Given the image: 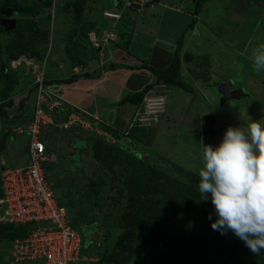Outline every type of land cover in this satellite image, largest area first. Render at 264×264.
Instances as JSON below:
<instances>
[{
	"label": "rangeland",
	"instance_id": "1",
	"mask_svg": "<svg viewBox=\"0 0 264 264\" xmlns=\"http://www.w3.org/2000/svg\"><path fill=\"white\" fill-rule=\"evenodd\" d=\"M29 1L14 0V4L10 7L8 1L0 0V11L7 7L23 9L22 4ZM92 1V4L86 2L85 7H82L90 10L92 6L93 19L88 13H84L80 4L76 3L71 7V13L64 21L62 18H54L55 14H53V27H50V18L44 16L46 12L44 8L40 9V15L33 16L31 23L20 31L14 29L4 31L0 26V31H4V34L0 35V89L3 86V90L7 89L10 93L0 100V115L5 113L11 117L21 114L17 107L18 101L26 100L24 104L30 105L34 96L30 89L31 70L29 68L27 70L21 62L15 67L10 66V61L19 56H24L37 64L44 63L48 82H61L72 76L77 77L72 83L57 84L62 85L64 89L52 91L58 95L64 92L75 93L78 101L74 107L67 108L65 120H69L71 115L77 113L84 116L91 114V117L84 119L85 124L81 126L72 123L70 129L64 130L59 123L56 128L52 126L53 129L45 133V136L49 133L47 142L52 151L48 160L56 164L46 169L48 171L52 169L49 171L48 182L53 195L55 194L58 200L67 198L71 201L72 211L69 208V212L72 214L77 212L76 202L87 191L86 178H92L95 185L99 183L97 181L99 176L103 180V185L96 195H93L94 200L91 197L89 199L82 197L80 201L79 212L91 242L84 247L83 260L78 264H117L120 263L122 256L126 259L124 264H155L160 256L167 255V251L175 253L177 244L183 241L193 243L195 236L200 237L202 242L209 239L216 246L227 243L234 234L229 231L222 235L213 229L212 221L216 216L210 199L202 202L201 211L195 213L187 211L185 215H180L172 221H168V215L162 212L163 205L159 203V199L167 197L168 201L175 202L178 195L186 199L190 187L198 186V183L193 182L192 177L198 175L202 166L203 148L199 134L203 129V115L209 114L214 117L215 135L210 140L212 147L219 144L228 127L244 126L250 119L264 123V72L259 74L254 72L249 59L251 49L259 43H264V15L260 14L257 6L251 4L252 0H233V2L205 0L193 25V31L187 30L188 33L181 35L182 26L191 22L192 17L186 18L187 14L169 16L170 20L161 24L160 15L168 11L163 8L153 10L156 11L151 24L154 32L139 33V29L138 31L135 29L137 34L128 47L126 44L122 51L118 48L123 53L122 60L137 61L142 64L144 61L147 64L145 67L155 68V65H159L157 67L163 68L173 59L176 42L181 35V45L177 50L179 76L180 80L189 86L190 91L171 85L159 86L157 89L165 94V112L163 115L160 113L162 116L157 117L159 113L149 114L151 111H147V108L146 114H141L143 109L142 112H138V109L133 110L131 107L124 110L121 114L123 124L116 127L117 125L113 123V112L123 108L120 99L137 91H119L120 97H117L116 93L113 98L112 90L107 93L102 88L97 90L95 86L89 87L90 79L94 77H82L83 73L91 75L94 67L90 65L98 64L102 57H105L98 53L96 48L90 46L87 33L97 29L98 33L113 31L116 32L117 37L123 36L117 22L94 19L97 16V4H94L95 0ZM163 1L167 3L168 9L169 5H178L182 0ZM185 1L187 3V0ZM192 1L193 5L196 0ZM102 4L105 7V2L102 1ZM192 5L191 10H193ZM146 6L141 7L139 14L145 11ZM51 12L52 7L48 14L50 15ZM261 20L262 24L259 25ZM157 27L159 30L156 29ZM154 38L155 44L153 43L152 46L161 49H154L155 54L150 61L147 60L151 49L149 45ZM160 58L163 60L161 61ZM154 59H159L163 64ZM1 65H4V69ZM124 69L131 70L132 67L128 64ZM99 76L100 74L97 77ZM85 83L89 85L86 86ZM153 85H161V83ZM241 88L249 94V97L240 95L239 99L231 100V94L237 96L238 93L235 91ZM159 105L161 102L156 104ZM136 114L137 117L146 119V125L141 127L144 130L136 133L140 136L139 141L131 139L126 133L130 117ZM192 132H196L197 135L193 133L196 139L193 138ZM75 138L83 140L87 148H90L94 141L96 145L99 144L104 153V166L101 167L94 160L92 152L88 149L80 152L79 167L73 165L72 154L77 152L73 146ZM13 139L8 136L1 140L4 150L0 152V166L5 165L6 169L23 165L17 157L11 158L13 153L11 148L12 145L18 147V143L23 145L25 141H17V136ZM177 147L181 149L178 150L180 151L178 157L173 153V151L177 152ZM120 148L124 153L153 164L147 195L136 201L137 211L133 214L129 213V206L125 204L121 194L120 182L124 176H121L120 171L116 172L115 170L119 169L114 166L116 150ZM183 170L189 171L190 175L183 174ZM187 187L188 190L185 192L184 189ZM120 218L125 221L126 228L131 227L124 236H122L123 229L117 222ZM77 229L85 237L81 225H77ZM127 232L131 233L127 234ZM136 241L141 243L134 249L133 244ZM113 247L118 252L114 255V261L110 263L105 260ZM7 254L8 252H3L0 245V264H10ZM167 258V262L173 260L172 257ZM248 259L252 260L251 257Z\"/></svg>",
	"mask_w": 264,
	"mask_h": 264
},
{
	"label": "trees",
	"instance_id": "2",
	"mask_svg": "<svg viewBox=\"0 0 264 264\" xmlns=\"http://www.w3.org/2000/svg\"><path fill=\"white\" fill-rule=\"evenodd\" d=\"M5 1H8L10 7L12 4H14V0H5ZM54 1H56V0H54ZM204 1L205 0H196V2H194V4L192 5L193 10H191V8H188L186 10L191 14L190 17H192V20L187 25L182 26V28H181L182 34L181 35H183L185 32H187V30L191 31V32L193 31L192 28H193V25L195 24V21H196L194 16L200 12L201 5ZM81 2L83 4V0H77V1L71 2L69 5L73 6L74 4L77 3V4H80L82 6ZM191 2H193V1L191 0ZM52 3H53V0H30L29 3L22 4L23 9H20L19 7H18L19 9L13 8L12 13L14 15H12V16L16 19L14 31L15 30L20 31L23 29L24 26L31 23V19L33 16L40 15V9L41 8H44L46 10V12H44L45 13L44 16L47 18H50V15L48 14V12H49V9H51V7H52ZM120 5H121L120 9L115 10V11H121V13L130 12L129 10H127L126 7L123 6V0L120 1ZM175 6H177V5H175ZM53 9L55 10V8H53ZM53 14H55V12ZM134 15H138V14L136 12H134ZM19 16H21V17L19 18ZM64 20L65 19H63L62 21H64ZM261 24H262V20L259 22V25H261ZM2 34H4V32L0 31V35H2ZM181 35H180L178 41L176 42L177 45L175 47L176 49H175V53L173 54V59L171 60V62L168 65L164 66L163 68H158V69L151 68V67H145L144 62H143L144 64H142V65L147 71H149L152 75H154L156 83H162L163 85L176 86L177 88H181L184 91H190L189 86L187 84H185L184 82H182L180 80V76H179V68H178L179 67V58L177 55V53H178L177 50H179L180 45H181V38H182ZM112 46L113 47L117 46V43H115ZM1 67L4 69V65H1ZM99 71H100V69L97 70L96 72H93L91 75L88 73H83L82 77H84V78L96 77ZM10 72H12V71H10ZM7 74L10 75L9 73H7ZM43 77H44V87L50 86L52 83H56V84L72 83L77 79L76 76H72V78H69V79L61 81V82H48V81H46L47 78H46V74H45V67H44ZM31 86L32 85H30V89H31V92H33L34 87L33 86L31 87ZM149 87L150 86L146 85L139 92H135L134 94L123 96L119 101L120 104L137 106L141 101L143 93ZM9 94H10L9 91L7 89L3 90V86H1L0 100ZM196 95H198V94L196 93ZM33 100H34V98H32L30 105L24 104L26 100L25 101H23V100L18 101L17 107H18L19 113L22 114L25 111H27L24 113L25 115L21 116V118H24L23 119L24 122H26L28 120L27 117L29 116V113H31V111L33 109ZM67 108H68L67 105L62 104L59 108L50 112L52 122L54 123L53 128H56V126L59 123L64 122L65 118H67V116H66L68 113ZM63 114L65 116H63ZM18 119H19V115H13L11 117H8L5 113L0 115V126H1V129H0V152L2 150H4L3 145H2V141H1L3 139V137H8V136H10V138L13 137L8 131H5V128L8 125H15L18 122ZM57 119H59V120H57ZM70 127L71 126H68V127L64 128V130L70 129ZM51 128H52V126H50L47 130H51ZM143 130H144L143 128H136V127L130 128L127 131V136L133 140L139 141L140 136H137L136 133L138 131H143ZM46 132H48V131H46ZM48 134L49 133H47L46 136L40 135L39 139H41V140L43 139L42 141H43L44 149H45L44 150L45 151L44 157L49 159L50 157H48V156L50 154L52 155V151L48 147V142H47ZM195 137H196V135H195ZM195 137L193 136L194 139L197 138V137L196 138ZM101 141L102 140H99V142H101ZM190 141H191V139H190ZM73 142H74L73 146H74L75 150L77 151L75 154H72V162H74L73 165L79 167L78 161H79L80 156H81L80 152L88 149V151L90 150L92 152L94 160L96 162H98V164L101 167L104 166V164H105V159L103 157L104 153L102 152L101 146L99 144L96 145L95 141H94V143H93L94 145L92 144L90 148H87L84 141L79 139V138L73 139ZM191 143H192V141H191ZM180 145H181V143H180ZM181 146H179V147L181 148ZM179 147H177V149H176L177 152L173 151L175 156L179 155L178 153L180 151H178V150H181ZM197 149H198V147H197ZM116 153L117 154L115 156L114 166H115V168H117L119 170H115V171L116 172L120 171L121 176H124L122 182H120L121 194L123 195L125 204H127L129 206V213L133 214L137 211V207L135 206V205H137L136 201L144 198L147 195V189L149 186L148 180H149L150 175H151L152 170H153V164L150 162H144L138 158H135L133 155H131L129 153H124L121 148L117 149ZM74 159L76 161H74ZM42 163H43L42 169H43L44 174H45V179H46V181H49V178H48L49 177V171L52 169H49V171L46 169L51 168L52 165L55 166L56 164L53 162H50V161L49 162L44 161ZM46 165L47 166L49 165V167H46ZM2 167H5V165L0 166V168H2ZM78 171H80V170L78 169ZM182 173L185 175L188 174V176L190 175L189 174L190 172L186 171V170L185 171L183 170ZM192 178H193V182L198 183V180H199L198 175L197 176L193 175ZM86 179H87V183H86L87 191L85 192V194L82 197L87 198V199H89V197H91L94 200L93 195H96V193L98 192V189H100V187L103 185V180L99 176L97 178V181H99V183L97 185H95L92 178H86ZM190 189H191L190 193H189V195H187L188 197L186 199L184 197L178 195L176 197L175 202L168 201L167 197H162V198L159 197L160 198L159 203L163 205L162 212H165V214L168 215V217H169L168 221H172L174 218H177L180 215H185V213H187V211H194V213H195V212H199L202 210V202L203 201H199L200 196H199V192H198V187L192 185L190 187ZM187 190H188V187L184 189L185 192ZM0 197H1V193H0ZM82 197H81V199L78 198V200L76 202L77 212L75 214H72L71 212H69V208H70V211H72L71 201L68 200L67 198L65 200H58V198L54 196V199L56 200L57 205L59 207L64 208L67 211V215L69 218V224L71 225V227L75 228L78 231V234L80 235V239H81L80 253L81 254L84 252V247L88 246V244H90V242H91V240L89 238V233L87 232V228H85L86 226H84V224L82 222L81 212H79L80 211L79 205H80V201H82ZM118 209H120V208H118ZM156 211H158V209ZM117 222L120 223L119 227L123 229L122 236H124L126 231L131 230L130 226L127 228H126V226H124L125 221L122 218H120ZM77 225H81V229H82V232L84 233L85 237H83L82 234L80 233V231L77 229ZM0 227H1L0 228V245H1L3 252L7 253V252H9V249L12 245V241L15 238H20V237L25 235L26 227L24 225L13 226V225H9V224L8 225L7 224H5V225L0 224ZM85 231H86V234H85ZM130 233L131 232H127V234H130ZM232 236H229L232 238L227 243H224L221 246H216V245L212 244V242H210L211 240L209 241V239L206 240L205 242H202V241H200V237L195 236L193 243L189 242V241H183L182 243L177 244L175 253L167 251V255L166 256H163V255L160 256L155 264H253L254 262H256L257 264H264V251H262L260 255H253L248 250V248L245 246L243 241L238 239L235 235H232ZM121 240H122V238H121ZM140 243H141L140 241H136L133 244L135 247L134 249L138 248ZM117 252L118 251H116L115 248L113 247L111 252H110V255L107 257V260H105V261L112 263L114 261V255H116ZM167 257H170V258L172 257L173 260L167 262V259H168ZM248 257H251L252 260L248 259ZM125 262H126V259H125V257L122 256L120 258V263L117 262V264H124ZM75 264H78V262H75Z\"/></svg>",
	"mask_w": 264,
	"mask_h": 264
},
{
	"label": "built area",
	"instance_id": "3",
	"mask_svg": "<svg viewBox=\"0 0 264 264\" xmlns=\"http://www.w3.org/2000/svg\"><path fill=\"white\" fill-rule=\"evenodd\" d=\"M148 0H123L127 10L139 13ZM106 18L117 19L118 15L103 12ZM92 46L105 45L114 39L111 33L101 32L96 36L93 32L87 34ZM19 62L31 70L34 87L33 109L27 121L17 122L7 126L8 131L26 139V162L24 165L6 169L0 168V223L13 226L24 225L26 233L15 238L9 250L10 264H75L83 260L80 255L81 239L78 231L71 227L67 211L57 205L51 185L45 179L42 162L49 161L44 157L43 139L47 129L54 126L50 112L59 108L61 102L44 87V63L21 56L10 61L15 67ZM144 111H151V99L144 98ZM71 115L68 123H84L81 113ZM133 122H146L145 118L137 117ZM87 117L89 114L86 115ZM66 125H63L65 127ZM1 129V126H0Z\"/></svg>",
	"mask_w": 264,
	"mask_h": 264
},
{
	"label": "clouds",
	"instance_id": "4",
	"mask_svg": "<svg viewBox=\"0 0 264 264\" xmlns=\"http://www.w3.org/2000/svg\"><path fill=\"white\" fill-rule=\"evenodd\" d=\"M150 2L151 0H148L147 4ZM129 11L134 13V11ZM103 12L117 14L118 18H106L103 16ZM53 13L54 9L52 3V12L49 19L50 27H53ZM99 14L100 18L103 20L117 22L121 18V11L107 9L101 10ZM12 15L13 13L11 14V18L15 19ZM2 19L3 16L0 17V20ZM89 32H93L96 36H99L103 31L98 33L96 29ZM106 33L113 34L114 39L108 44H99L97 47L92 46L87 37L90 46L96 48L98 53H100L103 48H109L117 43L118 37L116 33H113L112 31H106ZM249 59L254 72L257 74L264 72V43H259L251 49ZM25 68L28 70L29 67L25 65ZM54 84L56 83H52L51 85ZM153 84H156V80ZM153 84H147L150 87L143 93L140 103L137 106H134V109H138V112H142V109L144 110L143 99L149 98L151 99L150 102L153 106L150 107L151 112L149 114L153 115L159 113L157 117H160L165 112V94L157 88L165 85L162 83L161 85ZM151 85H153L152 88ZM45 89L54 95L55 97L53 98H57V100L61 102V105L65 104L68 107H74L63 100L56 92H52L54 90H52L50 86H45ZM141 89L139 91H141ZM32 93H34V91ZM158 102H161V105L156 106ZM156 109H158V111H154ZM160 113H162V115H160ZM77 114L73 115L78 116ZM134 116L135 115H132L129 119L127 126L128 130L135 127L141 128L146 125V122H133L132 119ZM86 117L87 116H84L83 118L80 117V119H85ZM88 117H91V114H89ZM72 123H68V120H65V122L61 123V126L63 127V125H66L63 127L66 128L71 126ZM76 124L81 126L85 123ZM10 134L13 137L17 136L12 133ZM24 143L26 144V142ZM24 148L26 153L25 145ZM198 176L199 180L197 187L200 196L199 201L210 199L214 208L216 219L212 221L213 229L219 231L222 235H225L230 231L238 239L244 242L245 246L253 255H260L261 252L264 251V123L260 120L250 119L244 126L226 128L221 141L215 147H212L211 145H203L202 166L199 170ZM209 218L211 219V217ZM80 255L82 256L81 253ZM7 259H9V252ZM20 264L36 263L23 262Z\"/></svg>",
	"mask_w": 264,
	"mask_h": 264
},
{
	"label": "crops",
	"instance_id": "5",
	"mask_svg": "<svg viewBox=\"0 0 264 264\" xmlns=\"http://www.w3.org/2000/svg\"><path fill=\"white\" fill-rule=\"evenodd\" d=\"M73 1H77V0H61V1L57 0L56 4H55V10H54L55 18H57V19L62 18V20L65 19L66 16L71 13L70 10L72 9L71 8L72 6L69 4ZM102 1L105 2V7L102 4ZM120 1L121 0H95L94 4H97V6H96L97 7L96 8L97 16L94 19L97 21H99L101 19L100 14H99V12L101 10H107V9L114 10V11L119 10L120 6H121ZM230 1L233 2V0H230ZM86 2H89L91 4L93 3L92 0H83L82 6L85 7ZM251 4H253L254 6H257L260 10V14L264 15V0H252ZM166 5H167V3L163 0H151V2L149 4H147L145 11L142 14L134 15L133 12L121 13V18H120V20L117 21V23L119 24L121 32L124 35L121 38L117 39V46H115V47L111 46L109 48H103L101 50V52H100L101 55H105L104 58L102 57L103 61L101 59V61L98 64L95 63V64L90 65V67H94L92 70L93 72H96L97 70L101 69L97 74V76L100 74L99 77L90 79L91 80V83H90L91 86H89L90 88L92 86H95V88L97 90L99 88H102L107 93H109V91L112 90L111 97L114 98V96H116V93H117V97H120L118 95L119 91L120 92L121 91L122 92L131 91V90L139 91L145 85L155 83L154 76L143 67L141 62H137V61L136 62H131V61L124 62L122 60L123 53L120 52L118 50V48H120V50L122 51V50H124V47L126 44L128 47L132 38L135 37V35L137 34L135 29L137 31L139 29V33L145 32V33L149 34V32H151V33L154 32L151 24L153 22V17H154L153 15H154V13H156V11H153V10H155L157 8H163V10H166L169 12V13L163 12L162 16L161 15H160V17L158 16L161 24H163L165 21L170 20V19H168L169 16H171V17H176L179 15L185 16V14H187L186 18H189L188 16H191V14L188 11H186L192 5V2H190L189 0H187V3L185 0H182L180 2V4H178L177 6L169 5L168 9H167ZM106 7H108V8H106ZM173 7L176 9H174ZM82 9L84 10V13H88L89 17H91L93 19V15H92L93 8H92V6H91L90 10H85V8H83V7H82ZM233 11H235V10H233ZM56 12H58L57 15H56ZM170 13H176V14L172 15ZM194 17L197 21L198 13ZM204 19L206 20V18H204ZM206 25L207 24H205V26ZM210 28H212V27L210 26ZM156 29L159 30V27H157ZM192 30H193V28H192ZM154 36L155 37L157 36L156 32H155ZM154 41H155V38L152 41V43L149 45L151 49L148 52L149 54H148L147 60H150V61L154 57V54H155L154 49L159 48L157 46L155 47V45L152 46ZM104 49H106V51ZM159 49H161V48H159ZM154 60H156V62H158L160 64H163L159 61V59H154ZM160 60L162 61L163 59L160 58ZM102 64H105V65H102ZM128 64L131 65V67H132L131 70L124 69L125 66H127ZM145 66H147V64H145ZM155 66H156L155 68H161V67H157L159 65H155ZM77 81L79 82L80 80H77ZM81 81H83V80H81ZM88 85L86 84V86H88ZM50 87L54 91L64 89V87L62 85L58 86L56 84L50 85ZM69 94H70V92L69 93L64 92L63 94H60V97L63 100H65L67 103H69L70 105L75 106L76 101H78V100H76L77 98L75 96V93L72 92L70 94L73 97H70ZM100 105H103V103H100ZM122 106H123V108L113 112L114 113L113 114L114 115L113 123L115 125H117L116 127H119V125L122 123L121 122V120H122L121 114L124 112L125 109L132 107L134 110V106L126 105V104H122ZM22 115H25V114L24 113L19 114V121H22L24 119V118H21ZM193 133L196 134V132H192V136H195ZM198 133H200V132H198ZM199 135H201V134H199ZM13 140H15V139H13ZM192 140L193 139L191 138V141ZM17 141H19V142L25 141V137L24 136H22V137L18 136ZM180 142L183 143L182 140ZM15 144H16V142H15ZM192 144H193V141H192ZM17 145H19V146L16 147L15 145L14 146L12 145L11 149H12L13 153L11 154L12 155L11 158L16 159V157H17V160L18 159L21 160V163L24 164V162H26V153H25V148H24L25 143L23 145H20L18 143Z\"/></svg>",
	"mask_w": 264,
	"mask_h": 264
},
{
	"label": "water",
	"instance_id": "6",
	"mask_svg": "<svg viewBox=\"0 0 264 264\" xmlns=\"http://www.w3.org/2000/svg\"><path fill=\"white\" fill-rule=\"evenodd\" d=\"M0 14L3 16V19L0 20V25L3 27L5 31H10L15 26V19L11 18L12 10L11 8H6L3 11H0ZM231 86V83H230ZM238 93L237 96L231 94V100H237L239 99L240 95H245L249 97V94L245 92L243 89H240L238 91H235V93ZM234 99H233V98ZM215 135L214 131V117L210 116L209 114H205L203 116V129L201 132V145L203 148V145H210V140L212 136Z\"/></svg>",
	"mask_w": 264,
	"mask_h": 264
}]
</instances>
